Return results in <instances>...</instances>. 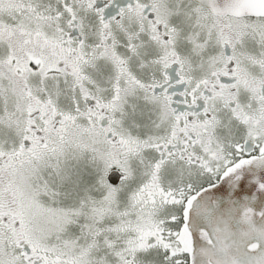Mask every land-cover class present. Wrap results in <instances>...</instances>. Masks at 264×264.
I'll return each mask as SVG.
<instances>
[{"label":"snow or ice","instance_id":"obj_1","mask_svg":"<svg viewBox=\"0 0 264 264\" xmlns=\"http://www.w3.org/2000/svg\"><path fill=\"white\" fill-rule=\"evenodd\" d=\"M0 264H264V0H0Z\"/></svg>","mask_w":264,"mask_h":264}]
</instances>
